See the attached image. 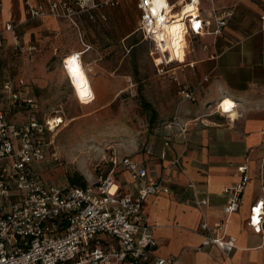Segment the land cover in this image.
I'll list each match as a JSON object with an SVG mask.
<instances>
[{"label": "built area", "instance_id": "1", "mask_svg": "<svg viewBox=\"0 0 264 264\" xmlns=\"http://www.w3.org/2000/svg\"><path fill=\"white\" fill-rule=\"evenodd\" d=\"M26 15L37 19L46 15L66 17L76 26L78 15L87 14L91 19L107 20L102 12L106 6H118L123 0H23ZM140 11L138 29L146 40L155 44V66L159 73L177 82L185 98H195L191 87L180 79V71L188 61L191 40L196 36H219L228 25L234 9L220 7L215 0L212 10L206 12L202 0H166L169 7L158 12L157 0H136ZM196 4L186 13L185 37L187 61H174L170 53H162L164 26L184 13V7ZM4 3L0 0V10ZM176 9H179L176 11ZM264 19V16L262 17ZM22 23L8 22L5 31L11 32L13 46L23 53L36 51V45L25 44L20 32ZM6 37L0 33V51ZM161 48V49H160ZM89 49H86L88 51ZM209 80V77L204 79ZM22 85L24 83H21ZM14 104L29 107L35 99L21 87L8 80L0 93ZM63 116H54L47 121L31 114L28 121L17 124L9 118V112L0 104V264H175L171 257L157 255L158 243L154 226L148 223L145 202L151 195L170 192L165 177L152 176L149 170L129 156L112 158L116 166L126 169L136 184V194L124 192L123 182L115 177V170L104 180L86 187L46 184L42 179L38 163L50 159L58 160L59 152L54 140L47 135L64 124ZM188 131L187 122L175 116L164 126ZM169 132V131H168ZM168 145V143H167ZM182 166L181 157L173 161ZM240 181L225 192L230 199L225 207L228 215L240 208L242 194L250 179L248 166L239 168ZM249 224L260 233L264 224V199L251 208ZM203 227L209 229L208 223ZM224 229L222 222L216 223L203 246L216 244L226 253L235 248V240L219 235ZM106 233L108 239L99 235Z\"/></svg>", "mask_w": 264, "mask_h": 264}, {"label": "crops", "instance_id": "2", "mask_svg": "<svg viewBox=\"0 0 264 264\" xmlns=\"http://www.w3.org/2000/svg\"><path fill=\"white\" fill-rule=\"evenodd\" d=\"M2 1L0 33L6 37V43L0 56L9 46L15 50L5 24L23 25L27 17L23 0ZM219 6L234 9L233 16L219 36L192 38L188 61L195 65L187 69L190 81L185 69L181 78L184 84L199 85L195 89L186 85L199 101L195 110H204L210 103L230 95L239 103L237 119L232 120L220 111L219 120L182 113L187 122L186 133L176 127L165 128L156 150L149 148L146 158L134 160L152 176L165 177L170 188V192L151 195L145 202L146 218L154 226L158 243L157 255L171 257L175 264H264V224L260 233L249 224L252 206L264 199V0H226L220 1ZM107 7L111 6L102 9L105 14ZM76 19L79 22L82 15ZM63 20L70 19L51 16L44 22L50 28H60ZM197 53L199 58H195ZM206 77L208 81L204 80ZM8 80L30 95L27 87L11 78L4 81L0 93ZM96 83L98 94L112 92L108 80ZM203 87L206 93L199 100ZM5 98L2 96L0 104ZM177 157H181L180 167L173 164ZM245 164L250 179L239 210L228 215L225 207L230 194L225 189L240 181L239 168ZM136 192L132 180L126 193ZM219 222L224 224L219 235L235 240V248L229 254L216 244L203 246ZM204 223H208L209 229L203 227Z\"/></svg>", "mask_w": 264, "mask_h": 264}, {"label": "rangeland", "instance_id": "3", "mask_svg": "<svg viewBox=\"0 0 264 264\" xmlns=\"http://www.w3.org/2000/svg\"><path fill=\"white\" fill-rule=\"evenodd\" d=\"M202 1L203 8L210 12L212 3ZM218 1L226 0H215L217 5ZM106 15L107 20H101L84 14L78 26L63 20L60 28L45 24L50 15L37 19L27 15L20 32L26 43L37 46L36 51L19 53L9 46L0 56V88L11 78L16 84L24 83L37 102L22 107L8 97L3 99L2 106L12 122L22 124L31 114L43 121L59 115L65 120L57 131L47 135L54 140L59 159L38 163L39 173L48 185L73 186V181L94 184L115 170L116 179L123 182L127 192L131 175L120 164L116 166L112 158H146L148 149L155 151L161 143L166 122L175 116L183 117L182 113L219 120L217 103L195 110L198 99L185 98L177 82L159 73L154 61L155 44L138 29L140 11L136 0H123L118 6L107 7ZM83 49H89L83 59L95 89L96 82L106 79L112 90L98 94L90 105L77 99L63 66L67 55ZM195 58H199L198 53ZM188 67L183 69L190 81ZM181 77L180 71L184 84ZM194 83L184 85L199 87ZM204 88L199 91V100L205 96ZM99 237L108 239L106 233Z\"/></svg>", "mask_w": 264, "mask_h": 264}, {"label": "bare ground", "instance_id": "4", "mask_svg": "<svg viewBox=\"0 0 264 264\" xmlns=\"http://www.w3.org/2000/svg\"><path fill=\"white\" fill-rule=\"evenodd\" d=\"M162 7H169L167 1L157 0L154 6L155 11H160ZM196 8V4L185 6L184 13L178 15L177 20L171 21L164 26V33L163 36H161L164 37V42L161 46V52L170 53L174 61H187L186 47L189 45V42L185 37V22L183 20L186 17V13L189 11H193L196 14ZM86 53V51H75L73 53H70L65 57L63 66L66 76L73 87L77 99L83 104L90 105L98 99V93L93 84L92 77L90 75V69L87 67L83 59V55H85ZM72 57H76L75 66L78 67L79 70V75L76 76L70 73L69 65L67 63L71 60ZM82 93H86V95H82ZM217 105L221 113L227 115L232 120L237 119L239 114V103L236 99H234L230 95H224L217 102ZM63 121L65 122V120Z\"/></svg>", "mask_w": 264, "mask_h": 264}, {"label": "snow or ice", "instance_id": "5", "mask_svg": "<svg viewBox=\"0 0 264 264\" xmlns=\"http://www.w3.org/2000/svg\"><path fill=\"white\" fill-rule=\"evenodd\" d=\"M76 57H72L70 61H68L69 71L72 75H79L78 67L75 66ZM82 95H86V93H82ZM227 103V102H225Z\"/></svg>", "mask_w": 264, "mask_h": 264}, {"label": "trees", "instance_id": "6", "mask_svg": "<svg viewBox=\"0 0 264 264\" xmlns=\"http://www.w3.org/2000/svg\"><path fill=\"white\" fill-rule=\"evenodd\" d=\"M74 182V185L73 186H79V187H86L87 185H85L84 183H80V182H77V181H73Z\"/></svg>", "mask_w": 264, "mask_h": 264}]
</instances>
